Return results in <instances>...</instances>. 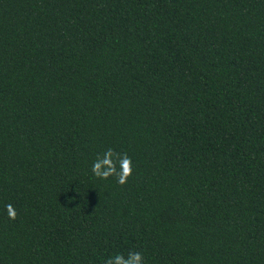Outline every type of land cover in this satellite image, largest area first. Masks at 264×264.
<instances>
[{
    "label": "trees",
    "instance_id": "16d2710c",
    "mask_svg": "<svg viewBox=\"0 0 264 264\" xmlns=\"http://www.w3.org/2000/svg\"><path fill=\"white\" fill-rule=\"evenodd\" d=\"M130 251L264 264V0H0V264Z\"/></svg>",
    "mask_w": 264,
    "mask_h": 264
},
{
    "label": "clouds",
    "instance_id": "9594fccd",
    "mask_svg": "<svg viewBox=\"0 0 264 264\" xmlns=\"http://www.w3.org/2000/svg\"><path fill=\"white\" fill-rule=\"evenodd\" d=\"M132 160L126 154L119 155L109 149L102 156L97 157L91 166L92 174L102 180L115 177L116 182L124 185L132 175ZM10 220L16 219V211L11 204L5 205ZM104 264H144L143 254L139 251H130L125 254H115L107 257Z\"/></svg>",
    "mask_w": 264,
    "mask_h": 264
}]
</instances>
